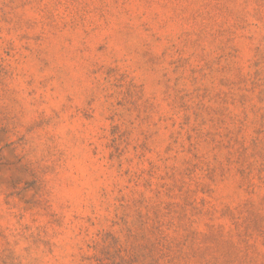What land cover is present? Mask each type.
I'll use <instances>...</instances> for the list:
<instances>
[{
    "label": "rangeland",
    "instance_id": "obj_1",
    "mask_svg": "<svg viewBox=\"0 0 264 264\" xmlns=\"http://www.w3.org/2000/svg\"><path fill=\"white\" fill-rule=\"evenodd\" d=\"M0 264H264V0H0Z\"/></svg>",
    "mask_w": 264,
    "mask_h": 264
}]
</instances>
